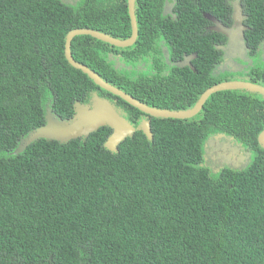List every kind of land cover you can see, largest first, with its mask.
Returning <instances> with one entry per match:
<instances>
[{
	"label": "trees",
	"instance_id": "16d2710c",
	"mask_svg": "<svg viewBox=\"0 0 264 264\" xmlns=\"http://www.w3.org/2000/svg\"><path fill=\"white\" fill-rule=\"evenodd\" d=\"M235 9L248 18L241 36L252 63L221 70L231 37L210 31L205 15L232 27ZM136 13L132 47L81 35L73 58L159 109L192 108L226 81L264 86V0H136ZM84 28L129 38L127 0H0V264H264L258 94L218 92L191 119L149 117L153 139L137 131L117 152L104 147L112 131L102 127L13 154L48 108L68 120L92 93L117 98L65 58L66 35ZM117 99L137 125L143 113ZM216 133L250 151L246 167L203 165Z\"/></svg>",
	"mask_w": 264,
	"mask_h": 264
},
{
	"label": "water",
	"instance_id": "95a60500",
	"mask_svg": "<svg viewBox=\"0 0 264 264\" xmlns=\"http://www.w3.org/2000/svg\"><path fill=\"white\" fill-rule=\"evenodd\" d=\"M136 0H128V13L131 25V36L127 39H118L106 33L99 32L93 29H74L66 35L65 39V58L69 65L73 68L82 71L86 74L95 85L102 90L112 94L113 96L122 99L132 107L145 114L148 118H162V119H191L195 117L203 108L207 100L214 94L223 91H246L252 94H258L264 98V86L251 83L247 80L237 79L234 81H226L216 84L208 88L198 99L196 104L186 110H168L150 107L136 98L130 96L121 89L105 81L101 76L92 71L87 66L78 63L72 55L71 44L76 36H90L93 39L106 43L116 48L132 47L138 38V23L136 18ZM231 32L225 31L224 34L231 37V41H238L234 39L233 35L227 34ZM46 123L44 126L37 128L29 133L26 138L20 141V144L13 152L14 155L22 153L30 144L39 140L45 139L48 141H57L60 143H67L70 140L87 138L92 133L98 131L102 127H109L111 135L107 139L104 147L111 152H117L119 145L128 137H132L135 132L141 131L148 138L153 139L151 131V120H144L137 126H134L126 119L123 114L119 113L109 101L99 97L97 93L91 96L89 104L76 103L74 105V115L71 119L62 120L56 117L52 109H48L45 117ZM223 137V135H219ZM258 143L264 149V129L259 134ZM249 156V154H248Z\"/></svg>",
	"mask_w": 264,
	"mask_h": 264
},
{
	"label": "flooded vegetation",
	"instance_id": "af4514ba",
	"mask_svg": "<svg viewBox=\"0 0 264 264\" xmlns=\"http://www.w3.org/2000/svg\"><path fill=\"white\" fill-rule=\"evenodd\" d=\"M127 7H128V0H127ZM135 8H136V3H135ZM169 11L170 10H168V12ZM136 18H137V16H136ZM205 18L208 21H210V23H211V25L209 26L210 31L218 33V34H220V33L222 34L226 30L227 31L231 30L232 35L236 34L235 35L236 39H241V41H240L241 45H240L239 49H242V51H243V53H241L243 55V58L241 57V59L244 60V64L240 65V69L247 67L248 61H245V58H244V55H246L247 53L246 52L244 53L245 46L243 44V36H241L242 35L241 32H245L244 30L246 29L245 23L247 22V19H248L247 16L242 14V19L236 21L235 15H234L235 22H234L232 27L224 26L223 24L214 20L212 18V16H210V15H205ZM232 19H233V16H232ZM262 49H263V53H264V45L262 46ZM226 54H227V58H228V56L229 57L231 56L230 54L228 55L227 51H226ZM227 58L223 60L222 64L219 66V69L222 70L224 67H228L229 70H233L231 68L230 64L228 63ZM247 58H248L249 62L251 61V63H252V60H250V57L248 55H247ZM192 60H194V61L197 60L196 55H190V56L184 57L182 59V61L184 62V65H186V66H189L190 62ZM226 65H228V66H226ZM234 71H236V70H234ZM253 74L255 75V72H253ZM93 94H95V93H92V95ZM99 97H101V96H99ZM101 98L109 101L110 104H112L119 113L123 114V116L126 119L129 118V115L127 114L126 109L119 103V100L117 98H111L108 96H104ZM90 101H91V98L89 99V102L87 104H89ZM48 109H50V108H48ZM47 110H46V113H47ZM45 117H46V115H45ZM56 117L58 118V115H56ZM144 120H149V118L143 114L139 117L138 121L140 123ZM129 122H131V121H129ZM131 123L133 124L134 122H131ZM139 123H137V125ZM137 125H134V126H137ZM219 135H223V137H219ZM204 148H205V160L203 162V165L206 167L212 168V170L216 169V170H214L215 172L221 170L224 167L243 169L250 162V158H251L250 151L247 150L246 147H244L240 142L236 141L233 136L227 135L225 133H216L215 135L210 137L206 141ZM248 154H249V156H248Z\"/></svg>",
	"mask_w": 264,
	"mask_h": 264
},
{
	"label": "rangeland",
	"instance_id": "374dc122",
	"mask_svg": "<svg viewBox=\"0 0 264 264\" xmlns=\"http://www.w3.org/2000/svg\"><path fill=\"white\" fill-rule=\"evenodd\" d=\"M229 34H231V32ZM233 37L234 39L236 38L235 34L233 35ZM240 45L241 43L238 41H233V42L230 41L226 49L228 54L231 55L230 57L227 58V61L233 70H240V65L244 64V60L241 59V57L243 58V55L241 54L243 53V51L242 49H239ZM244 58H245V61H248V59L246 58V55H244Z\"/></svg>",
	"mask_w": 264,
	"mask_h": 264
},
{
	"label": "clouds",
	"instance_id": "9594fccd",
	"mask_svg": "<svg viewBox=\"0 0 264 264\" xmlns=\"http://www.w3.org/2000/svg\"><path fill=\"white\" fill-rule=\"evenodd\" d=\"M234 15H235V20H241L242 19V12L240 11V9H235L233 11V21L235 22L234 20ZM244 15V14H243ZM236 35V34H235ZM227 51V50H226ZM229 55V54H228ZM145 115V114H144ZM235 138V137H234ZM236 140V139H235ZM238 141V140H236ZM239 142V141H238ZM242 144V143H241ZM243 145V144H242Z\"/></svg>",
	"mask_w": 264,
	"mask_h": 264
}]
</instances>
